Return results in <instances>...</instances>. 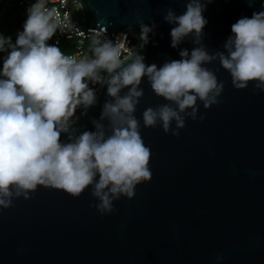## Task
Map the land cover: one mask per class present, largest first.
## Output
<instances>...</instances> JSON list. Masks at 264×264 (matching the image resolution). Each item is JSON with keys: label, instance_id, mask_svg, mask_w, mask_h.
<instances>
[{"label": "water", "instance_id": "water-1", "mask_svg": "<svg viewBox=\"0 0 264 264\" xmlns=\"http://www.w3.org/2000/svg\"><path fill=\"white\" fill-rule=\"evenodd\" d=\"M261 2L208 4L203 43L209 51L222 50L231 25L259 11ZM80 3L85 27L109 39L128 33L137 45V20L155 22L156 35L141 51L145 62L179 59L163 16L168 8L182 13L186 0ZM192 47L190 40L180 45ZM216 74L224 82L219 103L207 109L200 104L197 120L186 118L178 136L159 125L141 128L151 179L136 186L133 198L114 201L113 212L101 215L89 189L73 197L42 186L0 210V264H216L220 255L221 264H264V92L254 90L253 82L234 88L223 68ZM141 87L135 115L142 124L147 107L166 101L146 81ZM105 99L102 86L97 105L79 118L81 130L92 129Z\"/></svg>", "mask_w": 264, "mask_h": 264}, {"label": "clouds", "instance_id": "clouds-1", "mask_svg": "<svg viewBox=\"0 0 264 264\" xmlns=\"http://www.w3.org/2000/svg\"><path fill=\"white\" fill-rule=\"evenodd\" d=\"M50 2L32 0L14 40L0 33V210L15 199H29L42 186L73 197L89 189L97 201L92 206L101 215L111 213L114 201L133 198L136 186L151 179L142 127L159 125L178 136L186 118L197 120L200 104L207 109L219 103L220 68L234 88L253 82L254 90L264 92V0L259 11L231 25L222 50L215 51L203 43L208 24L203 13L213 0H186L180 14L168 8L163 20L171 25L170 46L178 49L179 59L159 66L147 64L141 54L157 24L140 19L137 45L128 33L113 40L96 32L86 54H66L58 41H49L58 31L70 34L77 28L67 11L61 19L49 9ZM185 40L191 49L180 48ZM213 63L219 68L208 67ZM142 81L166 103L147 107L141 124L135 113L144 95ZM100 86L106 87V99L99 118L91 119L92 129L81 130L79 118L97 105ZM223 259L217 256L216 264Z\"/></svg>", "mask_w": 264, "mask_h": 264}, {"label": "built area", "instance_id": "built-area-1", "mask_svg": "<svg viewBox=\"0 0 264 264\" xmlns=\"http://www.w3.org/2000/svg\"><path fill=\"white\" fill-rule=\"evenodd\" d=\"M32 0H5L6 5H15L17 6L21 12L25 15L26 8L31 4ZM48 8H55L57 12L60 14L61 19H63V13L68 12L70 20L73 24L76 25L77 31H74L70 34H61L59 31L57 34L52 38L49 43H56L59 42V47L61 46L62 42H68L69 43V50L66 51V54L69 55H78L82 56L86 54L89 50V44H90V36L93 33L100 32L97 29H87L84 24V19L81 21L78 18V13L82 11V6L80 3V0H67V4L63 2V0H51V2L48 4ZM120 33L114 35V39L117 35ZM70 36V38H69ZM128 41H130L131 45H135L136 40L135 38L127 37ZM101 87H99L98 94L101 90ZM79 112V111H78ZM77 112V113H78Z\"/></svg>", "mask_w": 264, "mask_h": 264}, {"label": "trees", "instance_id": "trees-1", "mask_svg": "<svg viewBox=\"0 0 264 264\" xmlns=\"http://www.w3.org/2000/svg\"><path fill=\"white\" fill-rule=\"evenodd\" d=\"M25 15L21 10L13 5H6L5 0H0V33L10 35L15 39L17 30L21 29ZM16 29V30H15ZM61 50L66 52L69 48V43L63 41Z\"/></svg>", "mask_w": 264, "mask_h": 264}, {"label": "rangeland", "instance_id": "rangeland-1", "mask_svg": "<svg viewBox=\"0 0 264 264\" xmlns=\"http://www.w3.org/2000/svg\"><path fill=\"white\" fill-rule=\"evenodd\" d=\"M78 18H79V20H83V14H82V11H80L79 13H78ZM16 30V29H15Z\"/></svg>", "mask_w": 264, "mask_h": 264}]
</instances>
